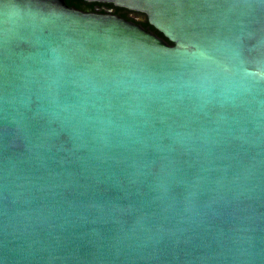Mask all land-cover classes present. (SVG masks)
<instances>
[{
  "label": "water",
  "instance_id": "obj_1",
  "mask_svg": "<svg viewBox=\"0 0 264 264\" xmlns=\"http://www.w3.org/2000/svg\"><path fill=\"white\" fill-rule=\"evenodd\" d=\"M0 0V264H264V0Z\"/></svg>",
  "mask_w": 264,
  "mask_h": 264
},
{
  "label": "flooded vegetation",
  "instance_id": "obj_2",
  "mask_svg": "<svg viewBox=\"0 0 264 264\" xmlns=\"http://www.w3.org/2000/svg\"><path fill=\"white\" fill-rule=\"evenodd\" d=\"M70 8L82 11L84 13H95L101 15H116L118 17L135 21L144 29L149 31L148 24L144 14L130 11L123 7L115 6L112 3L104 2L103 0H61Z\"/></svg>",
  "mask_w": 264,
  "mask_h": 264
},
{
  "label": "trees",
  "instance_id": "obj_3",
  "mask_svg": "<svg viewBox=\"0 0 264 264\" xmlns=\"http://www.w3.org/2000/svg\"><path fill=\"white\" fill-rule=\"evenodd\" d=\"M149 31L152 32L153 34H156L159 37H163L158 31H156L154 28H152L151 26L149 27Z\"/></svg>",
  "mask_w": 264,
  "mask_h": 264
}]
</instances>
